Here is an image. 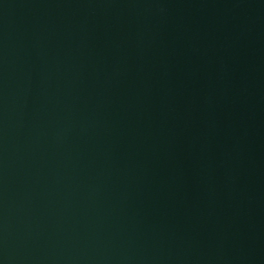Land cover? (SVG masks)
I'll return each mask as SVG.
<instances>
[{
    "label": "water",
    "instance_id": "obj_1",
    "mask_svg": "<svg viewBox=\"0 0 264 264\" xmlns=\"http://www.w3.org/2000/svg\"><path fill=\"white\" fill-rule=\"evenodd\" d=\"M0 264H264V0H0Z\"/></svg>",
    "mask_w": 264,
    "mask_h": 264
}]
</instances>
